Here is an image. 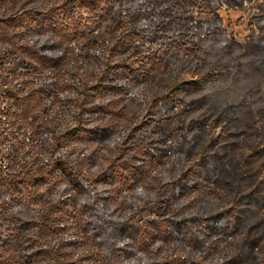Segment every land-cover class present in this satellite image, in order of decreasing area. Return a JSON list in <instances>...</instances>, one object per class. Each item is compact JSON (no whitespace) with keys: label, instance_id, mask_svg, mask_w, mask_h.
Masks as SVG:
<instances>
[{"label":"rangeland","instance_id":"374dc122","mask_svg":"<svg viewBox=\"0 0 264 264\" xmlns=\"http://www.w3.org/2000/svg\"><path fill=\"white\" fill-rule=\"evenodd\" d=\"M24 1L0 0V15L19 13ZM214 4L219 6L224 38L234 46L233 53L245 55V67L233 65L226 73L210 77L204 90L185 97L188 102L198 98L204 102L173 109L171 118L160 122L163 136L178 133L190 140L179 144L184 154L158 162L151 148L127 151L117 139L126 138L146 119L147 102L165 90L173 67L181 72V78H192L185 64L177 63L179 57L173 61L167 56L168 49L185 57L191 56L193 48L204 47L207 56L218 55L214 44L207 45L200 38L173 39L160 47L134 43L129 50L132 73L113 75L118 87L103 95L101 111L83 118L89 127L108 128L111 136L104 141L66 140L65 150L77 169L94 178L103 172L109 175L111 182L98 188L99 198H103L99 206L107 218L131 217L136 223L128 234L118 236L115 229L107 228L77 232L76 225L85 224L86 217L75 221L73 185L66 176L56 174L24 197L3 188L0 264H130L126 252L136 255L139 264L170 262L179 253L176 240L183 234L177 232L180 227L189 230L186 243L204 264H264V202L260 208L255 204L264 199V112L260 110L264 107V78L254 71L246 73L254 70L257 61L264 67V0H215ZM108 10L102 4L95 17L87 20L85 15L75 24L79 28L54 30L53 36L61 41L59 52L43 62H37L26 49L35 40L47 38L44 29L33 30L15 22L0 31V68L4 73L0 83L3 89L12 90L0 105V122L8 128L3 132L4 144L0 142V169L12 180L40 164L54 139L53 132L77 125L79 84L96 83L106 61L115 62L105 53L104 45L113 41L125 17L118 5ZM256 42L263 48L254 47ZM41 88L46 89L44 94H40ZM229 133L233 136L227 137ZM190 149L194 153L187 160ZM203 152L208 158L201 171L208 180L175 199L171 194L182 187L166 186L165 176L180 181L183 172L196 167ZM116 171L124 174L113 180L110 174ZM240 177L244 178L242 193L226 186V182L236 184ZM253 192L255 198L250 195ZM253 210L257 212L245 218ZM25 222L39 229L38 250L30 245ZM136 227L149 228L155 240L146 246L147 239L136 233ZM242 256L246 259L238 263Z\"/></svg>","mask_w":264,"mask_h":264},{"label":"trees","instance_id":"16d2710c","mask_svg":"<svg viewBox=\"0 0 264 264\" xmlns=\"http://www.w3.org/2000/svg\"><path fill=\"white\" fill-rule=\"evenodd\" d=\"M214 3L215 0H25L24 7L19 13L6 17L0 15L1 32L10 28L13 23L18 22L29 26L33 30L38 28L44 29L48 33L47 38L41 41L35 40L31 45H27L26 51L37 62L52 59L54 57L53 55L59 52L61 41L53 36L54 30L60 29L63 31L65 29L79 28L75 24H80L84 20L85 15H87V20L88 18L95 17L98 13L96 12L97 8L100 5L104 4L109 10L115 5H118L125 17L122 29L117 32L113 41L107 42L104 45L105 53L110 57V60L115 62L111 63L106 61V68L96 83L88 84L81 82L79 84L78 92L81 99L78 102L80 119L77 125L73 129L65 132H53L54 139L46 147L45 157L35 169L13 180L7 171L0 169V221H2L4 216L1 210L2 201L5 198L3 196L4 187L13 189L17 196L24 197L29 195L34 188L42 186L49 178L56 174H62L73 185L75 221L82 216L86 217L85 224L76 225L77 232L92 233L107 228L115 229L119 233L117 234L118 236L128 234V230L136 223H133L131 217L128 218L129 220L119 215L114 217L115 220L110 217L107 218V216L102 215L101 205L99 206L103 198L102 200L99 198L100 190L98 188L111 182L109 175L103 172L94 178L90 173L77 169L74 163L69 160V155H67L65 150L66 140L72 138L77 141L88 139L104 141L111 136L112 133L108 128L97 126L89 127L87 126V121L83 118L84 115L87 117L92 113L101 111L103 104H101L100 100L103 95L109 90L118 87L113 83V75L127 76L132 73L134 69L133 55L129 53V50L133 47L134 43L140 42L145 44L149 42L152 46L158 45L160 47L171 42L173 39H183L185 37L184 41L186 42L200 38V40H206L207 45L209 43L214 44L218 55L216 57L207 56L206 51L204 52V47L193 48L194 50L191 56L187 55L185 57L168 49L167 56L174 59L173 61H176V58L179 57L177 63L179 65L184 63L187 67L186 72L192 74V78H181V72L176 67H173L171 70V80L165 84V90L147 102L145 107L147 111L146 119L133 128L126 138L120 137L122 139H117L122 145V148L127 149V151L139 146L151 148L155 151L158 162H161L169 155L177 156L184 154V147H181L179 144H184L186 140H190L184 139L178 133L163 136L158 128L160 122L165 119H170V111L173 109H177L178 107L183 108L185 106L192 107L194 103L204 102V98H198L195 101L188 102L185 100V97L186 95H192L194 92L204 90L210 77L226 73L233 65L240 69L245 67L242 61L245 55L233 53L232 49L234 46L229 44L224 38L225 31L217 14L219 6ZM261 39H264V37ZM259 42H256V46L254 47L260 50L263 47L259 45ZM235 45L239 49L240 46ZM163 50L167 49L164 48ZM185 58H187L186 61L180 60ZM253 66L252 69L254 70L246 71V73L254 71L264 78V67L260 65V62L257 61ZM3 75L2 67L0 68V81H2ZM1 84L0 105L3 104L2 102L7 101L6 97L8 92L12 93L11 89H3ZM39 90L40 94H44L46 89L41 88ZM255 92H259V90H255ZM14 96L18 98V95ZM260 110L264 112V107ZM7 131V126L3 122H0V142L2 144H4V141H2V136H4L3 132L5 134ZM231 136H233L232 133L227 135V137ZM124 144L126 145L125 147L123 146ZM192 150L186 151L187 160L194 153ZM196 155L199 156V153H196ZM200 157L201 159L196 164V167H190L186 172H183L180 181L177 182L176 179L171 180L165 176L166 186L182 187L179 191L171 194L175 199H180L185 192H191L208 180L204 178L203 171H201V168L203 170L205 169L208 155L206 152H203ZM177 164H174V166L177 167ZM116 172L115 174L113 172L110 174V178L112 177L113 180L124 174L121 171ZM186 175L187 178L184 180ZM242 180L244 178L240 177L236 181V184H240V186H236V184L231 185L229 182L225 184L232 188L234 186L235 188L233 189L236 192L242 193V188L244 187ZM250 195L252 198L257 196L255 192ZM241 198L244 199L246 197L243 195ZM263 202L264 199L256 201V208H260ZM237 204H239V201H237ZM239 212L242 211L239 210ZM256 212L257 210L249 211L244 216L245 218H250ZM241 215L243 216V214ZM242 216L241 220L244 218ZM154 222L155 224H159L158 221ZM25 224L26 230L29 231L30 245L35 250H38L37 246L40 245V241L38 240L39 229L32 227L28 222H25ZM104 225L106 226L102 227ZM134 229L137 234L147 239L148 242H145L146 246L151 244V240H155L153 236L155 234H152L149 228L142 229L136 227ZM177 232L183 233L182 235H178L176 240L179 253L177 252L170 262L157 260L144 261L141 264H204L193 256V252H191L186 243L185 238L187 235L185 232H189V230L183 231L180 227ZM140 248L144 249V245L142 244ZM126 253V258L130 264H139V262H136V255L132 257L129 252ZM244 257L242 256L237 262H242Z\"/></svg>","mask_w":264,"mask_h":264}]
</instances>
